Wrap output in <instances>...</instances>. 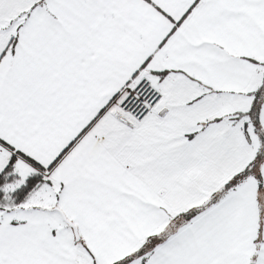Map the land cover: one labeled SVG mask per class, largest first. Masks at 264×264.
Segmentation results:
<instances>
[{
    "label": "snow or ice",
    "instance_id": "6c2138e0",
    "mask_svg": "<svg viewBox=\"0 0 264 264\" xmlns=\"http://www.w3.org/2000/svg\"><path fill=\"white\" fill-rule=\"evenodd\" d=\"M0 264H264V0H0Z\"/></svg>",
    "mask_w": 264,
    "mask_h": 264
}]
</instances>
